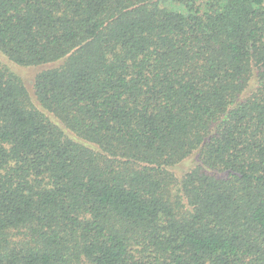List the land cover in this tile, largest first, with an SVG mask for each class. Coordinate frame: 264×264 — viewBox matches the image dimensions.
<instances>
[{"label":"trees","instance_id":"16d2710c","mask_svg":"<svg viewBox=\"0 0 264 264\" xmlns=\"http://www.w3.org/2000/svg\"><path fill=\"white\" fill-rule=\"evenodd\" d=\"M0 53V264H264V0H0Z\"/></svg>","mask_w":264,"mask_h":264},{"label":"rangeland","instance_id":"374dc122","mask_svg":"<svg viewBox=\"0 0 264 264\" xmlns=\"http://www.w3.org/2000/svg\"><path fill=\"white\" fill-rule=\"evenodd\" d=\"M0 58L3 60V62L7 63L8 60L0 53ZM13 68H15L25 79L27 86L29 87V90L31 93L33 92V78L35 77L36 73L45 66H42L40 68H32V67H17L16 65L12 64ZM190 163V162H189ZM184 168V166L182 167Z\"/></svg>","mask_w":264,"mask_h":264}]
</instances>
